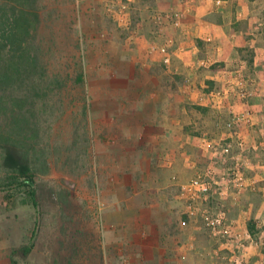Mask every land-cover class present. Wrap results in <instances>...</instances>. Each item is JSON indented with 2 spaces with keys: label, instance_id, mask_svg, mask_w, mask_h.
<instances>
[{
  "label": "rangeland",
  "instance_id": "rangeland-1",
  "mask_svg": "<svg viewBox=\"0 0 264 264\" xmlns=\"http://www.w3.org/2000/svg\"><path fill=\"white\" fill-rule=\"evenodd\" d=\"M106 1H35L40 17L35 45L43 67L36 73L48 76L52 85L49 99L37 108L40 152L36 182L40 213L31 205H22L20 197L11 202L5 200L4 192L0 191V264H11L12 252L31 243L34 246L32 253L27 258L15 256L17 264H125L122 256L121 261L116 256L118 250L124 252V247L120 246L119 240H114L111 231L105 236L107 221L112 223L116 219L120 222L122 228L118 232L123 235L131 232L144 237L146 226L141 225L139 217L152 210L165 217L169 205L180 210L177 217L184 223V229H195L198 234L190 243L198 248L199 264H232L235 261L264 264V150L255 159L261 166L257 171L250 157L241 155L245 163L244 177L254 183L255 189L238 195L236 203L232 198L220 200L232 229L242 237L249 234L252 242L243 247L229 242L221 247V241L211 237L201 218L187 217L180 186L207 169L220 174L234 163L231 158L225 163L217 160L204 149V139L217 142L218 138L213 139L207 126L196 124L206 123L219 115L222 116L219 120L223 121V115L191 102L182 103L178 95L176 99L169 97L171 100L164 101L159 94L150 100L146 93L135 94L132 79L124 73H140L139 69L143 71L147 66L143 58L145 46L137 52L142 61L137 64L129 61L128 57L135 54L130 45L131 31L148 26L146 20L148 17L151 20L152 9L157 12L159 5L149 4L151 13L148 10L149 14L145 15L139 9H144L152 0H137V7L131 14L127 9L134 6L135 0ZM217 1H221L220 4ZM240 1L208 0L200 4L205 5V10H212L232 3L240 5ZM250 1L256 6L264 5V0ZM181 4L194 6L186 0ZM167 14L170 23L174 15L178 18L177 12H167L165 17ZM154 16L158 22L160 14L157 12ZM140 17H145L144 22ZM172 25L171 28L176 29ZM158 47L155 51L161 56V47L168 49L169 56L175 53L171 44ZM202 47L204 51L195 57L213 54L208 39ZM245 55L248 58L250 53ZM164 66L162 56V71ZM210 67H199L197 73L205 75L202 70L209 71ZM78 76H82V83H78ZM184 82L183 79L179 84L182 86ZM139 83L145 90L150 87L142 75ZM209 91L224 90L214 85ZM219 101L221 104L217 105L223 107L225 99ZM138 102L145 109L141 110L144 117L145 113L152 114L153 103L156 107L162 103L167 105V123L173 119L186 120L189 124L181 129L165 124L158 127L156 122L161 113L155 109L154 129L167 134H155L153 141H144V137L139 139L137 133L142 132L144 126L136 115ZM246 110H250L254 121L257 111L264 114V107L255 109L250 104L237 112L228 109L230 115ZM241 128L242 134L245 129H250L243 125ZM154 168L157 173H152ZM246 195L255 196L257 204H244ZM212 198L217 200L219 196ZM259 203L261 210L257 216L255 209ZM118 205H121L120 210ZM130 211L137 215L136 227L128 220ZM233 254L235 257L229 262Z\"/></svg>",
  "mask_w": 264,
  "mask_h": 264
},
{
  "label": "crops",
  "instance_id": "crops-1",
  "mask_svg": "<svg viewBox=\"0 0 264 264\" xmlns=\"http://www.w3.org/2000/svg\"><path fill=\"white\" fill-rule=\"evenodd\" d=\"M100 1L107 2L106 0ZM163 1L166 0H152L147 3L148 6L144 9H139L140 13L144 12L147 15L149 14V8H151L149 6L158 3L159 6H157L156 11L160 14L159 21L156 22L154 13L157 12L152 9L151 20L150 17L146 20L149 21L148 26H139L140 28L137 27L131 31L133 36L130 38V45L133 46L132 51L135 54L129 55V61L136 64L138 61H142V56L138 55L137 57V52L140 47L145 46L146 54L143 55V58L147 67L143 71L139 69L140 73L137 71L124 74L132 79L135 94L146 93L149 95V100L153 99L157 94L164 101L171 100L169 97L176 99V95H178L181 97L179 101L182 103L191 102L202 108H208L215 113L222 114L223 121L219 120L222 117L219 115L214 116L213 119L208 120L206 123H196L203 127L207 126L208 132L211 131L213 133V139L219 138L225 134L223 133L225 130L221 125L230 117L229 108L237 112L245 109L249 104L255 109L264 107V5L256 6L250 0H242L240 5L232 3L230 6L222 5V7L215 9L211 7L212 10H205V5H201L200 2L208 0H186L187 3H194L193 7L181 4L182 0H169L166 3ZM137 4V0H135L134 6L128 8L127 13L131 12L132 14ZM170 5L172 6L170 7ZM154 7L156 8V6ZM164 8L168 9V11ZM167 12L169 14L178 13L177 19H171V23L174 25L170 23V20L168 22L169 18L165 17ZM144 19L145 17H140L143 22ZM118 20L121 19L118 18ZM174 20H177L178 24H175ZM184 20L185 22H183ZM151 22L152 25H150ZM260 22L263 25H260ZM155 24L157 26H154ZM170 24L176 29L171 28ZM250 34L252 35L250 36ZM206 39L209 41V47L213 54L202 58L199 56L195 57L194 55L201 54L204 51L202 44ZM164 43L173 45L175 53L172 52L170 54L171 62L164 66L165 70L162 71L160 67L162 56L156 51L159 48L158 46H162ZM248 52L250 55L246 58L245 54ZM197 66L205 69L212 67H210L209 71L202 70L205 74L202 75L197 73L199 69ZM237 73L242 74L249 85L251 96L246 101L240 100L234 83V76ZM141 75L150 83L148 90L142 88L141 83H139ZM183 79L185 82L181 86L179 82ZM136 81L138 83H135ZM214 85L224 91H229L231 94L224 98L223 107L216 105V103L221 104V101L209 98L210 87ZM140 104L138 102L136 105V115L144 128L142 132L137 133L139 139L144 137V141H153V135L165 136L167 134L166 131L159 130L156 132L154 129V122L156 121L155 109L161 113L159 121L156 122L158 127L160 126L159 124H165L181 129L186 123L189 124L186 120L174 121L173 119H170L167 123L165 116L168 109L167 105L162 103H159L158 107L153 103L152 114L145 113L146 117H144L141 110L145 111V109ZM257 114L254 126L250 129H245L243 133L246 142L244 154L250 157L256 171L261 166L255 162V159L262 155L264 150V147L262 148L264 142V114L262 115L258 111ZM142 119L146 121L143 122ZM155 168L152 173H157ZM255 202V196L246 195L243 198V203L248 206ZM120 206L118 205V210H120ZM260 206L261 204L259 203L256 207L258 209H255L257 216L260 214ZM173 208H175L174 205L168 206L165 217L157 215V211L153 210L151 213L147 211L144 217H139L141 225L146 226L144 237L139 236L137 233L133 235L131 232L123 235V233L118 232L122 228L120 222H116V219H113L112 223L106 220L108 224L106 230L103 229L105 236L111 231L114 234L113 238H116L114 240H119L120 246L124 247V252L118 250L116 253L118 259L121 261L122 256L125 264H199L197 246L190 243L198 237V234L195 229L187 231L184 229V223H180L177 217L181 213L180 210L178 207ZM128 220H131L136 227L138 222L136 214L130 211ZM108 227H111V229H108Z\"/></svg>",
  "mask_w": 264,
  "mask_h": 264
},
{
  "label": "trees",
  "instance_id": "trees-1",
  "mask_svg": "<svg viewBox=\"0 0 264 264\" xmlns=\"http://www.w3.org/2000/svg\"><path fill=\"white\" fill-rule=\"evenodd\" d=\"M35 1L0 0V191L5 200L20 197L22 205L40 213L37 108L49 99L52 85L48 76L36 73L43 67L35 45L40 22ZM77 81L82 83V76ZM221 126L225 130V123ZM33 248L31 243L14 250L11 264H17V255L30 256Z\"/></svg>",
  "mask_w": 264,
  "mask_h": 264
},
{
  "label": "built area",
  "instance_id": "built-area-1",
  "mask_svg": "<svg viewBox=\"0 0 264 264\" xmlns=\"http://www.w3.org/2000/svg\"><path fill=\"white\" fill-rule=\"evenodd\" d=\"M220 2L217 1V4H220ZM175 16H173V19H176ZM166 17L170 18L168 14ZM174 22L178 24L177 20H174ZM159 51L163 56V63L165 65L169 64L170 56L168 49L161 47ZM234 83L237 87L240 100L246 101L250 99L249 85L242 74L237 73L234 76ZM229 94V91H211L209 96L211 99L219 101ZM242 125L244 127L247 126V128L254 126L250 110L239 114L231 113L229 119L225 122V134L219 137L217 142L208 141L207 139L203 141L204 149L210 152L215 159H219L225 163L227 159L231 158L234 163L230 167L220 174L214 172L212 169H207L188 183L180 186V196L185 203V214L187 217L190 219L201 218L211 237L221 241L219 243L221 247L230 243L243 247L245 243L252 242L249 234H245L242 237L240 233L232 229L226 209L220 206V200L223 198H232L234 199V203H236L238 195L255 189L254 183L249 182L244 177L245 163L241 155L244 154L246 149L242 128L240 130ZM214 195H218L219 198L214 200L212 198ZM207 203H211V205H207ZM234 257L233 254L229 262H232ZM232 264L242 263L235 261Z\"/></svg>",
  "mask_w": 264,
  "mask_h": 264
}]
</instances>
